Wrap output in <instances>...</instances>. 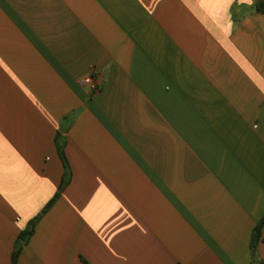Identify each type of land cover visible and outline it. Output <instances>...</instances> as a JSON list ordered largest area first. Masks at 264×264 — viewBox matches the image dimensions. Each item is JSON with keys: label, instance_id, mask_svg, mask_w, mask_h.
Masks as SVG:
<instances>
[{"label": "crops", "instance_id": "obj_1", "mask_svg": "<svg viewBox=\"0 0 264 264\" xmlns=\"http://www.w3.org/2000/svg\"><path fill=\"white\" fill-rule=\"evenodd\" d=\"M259 1L0 0V264L62 183L67 127L72 181L19 264H252Z\"/></svg>", "mask_w": 264, "mask_h": 264}, {"label": "trees", "instance_id": "obj_2", "mask_svg": "<svg viewBox=\"0 0 264 264\" xmlns=\"http://www.w3.org/2000/svg\"><path fill=\"white\" fill-rule=\"evenodd\" d=\"M257 9L260 13L264 12V0H261L257 4ZM69 130V127L67 128H61L58 132L55 143L58 151V155L63 163L64 167V175L62 179V183L57 191V193L54 195V197L46 204V206L43 208L42 212L36 216L32 224L36 226L48 213L49 211L54 207V205L57 203V201L61 198L62 193L65 191V189L68 187V185L72 181L73 173L70 166V163L68 161V158L66 156L65 148H66V136L65 134ZM264 230V217L260 220L257 227L254 230L253 238L251 242V252H252V264H264L263 261H260L258 259L257 249L260 242H264L262 240V233ZM34 235V230H30V228H26L18 237L13 253H12V263L11 264H19V260L22 254V251L24 250V247L29 243L32 236ZM83 264H90L85 259H82Z\"/></svg>", "mask_w": 264, "mask_h": 264}, {"label": "built area", "instance_id": "obj_3", "mask_svg": "<svg viewBox=\"0 0 264 264\" xmlns=\"http://www.w3.org/2000/svg\"><path fill=\"white\" fill-rule=\"evenodd\" d=\"M94 77L92 75H89L85 78L84 83L87 85H93L94 84Z\"/></svg>", "mask_w": 264, "mask_h": 264}, {"label": "water", "instance_id": "obj_4", "mask_svg": "<svg viewBox=\"0 0 264 264\" xmlns=\"http://www.w3.org/2000/svg\"><path fill=\"white\" fill-rule=\"evenodd\" d=\"M30 229H31V230H33V229H34V226H33V225H31Z\"/></svg>", "mask_w": 264, "mask_h": 264}]
</instances>
